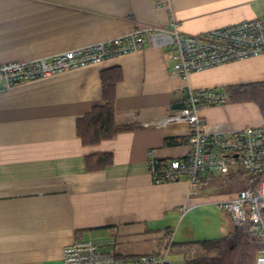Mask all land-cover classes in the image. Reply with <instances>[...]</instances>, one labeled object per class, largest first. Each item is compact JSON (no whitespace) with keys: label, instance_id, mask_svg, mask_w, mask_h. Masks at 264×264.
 Segmentation results:
<instances>
[{"label":"crops","instance_id":"obj_1","mask_svg":"<svg viewBox=\"0 0 264 264\" xmlns=\"http://www.w3.org/2000/svg\"><path fill=\"white\" fill-rule=\"evenodd\" d=\"M264 16V0H0V61L29 60L131 32L141 25L199 33L242 19ZM172 51L143 48L0 91V264H64L63 248L89 234L116 230L124 256L159 249L173 234L174 249L229 233L231 218L197 233L185 217L218 198L178 180L155 183L149 148L160 159H188L190 123L149 125L183 106L187 88L229 87L264 81V53L234 60L188 78L171 68ZM113 138L86 144L77 120L103 104L102 72L117 71ZM200 115L209 131L264 124L254 101L206 104ZM185 138L166 143V139ZM111 154L112 162L90 170L87 157ZM220 172L240 178V164ZM241 187V188H242ZM197 188V189H196ZM240 188V189H241ZM186 204L184 213L181 207ZM214 231L215 236L205 237ZM197 248L191 246L189 249Z\"/></svg>","mask_w":264,"mask_h":264},{"label":"built area","instance_id":"obj_2","mask_svg":"<svg viewBox=\"0 0 264 264\" xmlns=\"http://www.w3.org/2000/svg\"><path fill=\"white\" fill-rule=\"evenodd\" d=\"M149 43L169 47L171 68L183 78L193 72L213 68L234 60L264 53V16L246 18L204 30L188 33L179 23L170 27L141 25L131 32L90 44L61 50L29 60L0 61V91L23 80H34L78 68L113 56L139 50ZM230 98L226 87L187 88L182 107L170 110L149 125L166 126L173 122L190 123L188 159H160L154 148L147 150L148 171L155 183L178 180L185 176L191 187L204 173L223 172L237 162L256 175L254 186H245L216 205L226 210L232 222H251L264 237V124L248 125L229 131H209L200 109L206 104H221ZM237 154V156L235 155ZM188 210L184 204L182 213ZM116 230L108 235L78 238L63 248L64 264H170L174 249L173 234L159 249L139 256H124L115 247ZM185 259L210 256L213 251L186 249ZM254 264H264V247Z\"/></svg>","mask_w":264,"mask_h":264},{"label":"trees","instance_id":"obj_3","mask_svg":"<svg viewBox=\"0 0 264 264\" xmlns=\"http://www.w3.org/2000/svg\"><path fill=\"white\" fill-rule=\"evenodd\" d=\"M120 78V72H102L103 104L95 105L83 117L77 120V132L86 144L96 143L105 138L115 137L120 128L114 120L115 86ZM229 101H254L258 104L264 116V81L236 84L227 87ZM180 139H166V143L184 141ZM113 160L111 154H100L94 158L87 157L90 170L104 168ZM240 178L245 186H254L256 175L241 170ZM197 246L194 249L213 251L210 256L186 260L185 264H254L264 246V237L254 224L246 221L240 225L233 224L226 235L209 240L193 241L186 244ZM187 248V249H189ZM186 250V249H185Z\"/></svg>","mask_w":264,"mask_h":264},{"label":"rangeland","instance_id":"obj_4","mask_svg":"<svg viewBox=\"0 0 264 264\" xmlns=\"http://www.w3.org/2000/svg\"><path fill=\"white\" fill-rule=\"evenodd\" d=\"M262 16V15H261ZM231 169L234 170L233 166H227V168L224 171H227ZM205 176L207 173H204ZM203 174V175H204ZM211 175L206 176L205 180L198 185V188H201V190L207 191L210 196H212V199L218 198V196H222L228 193H232L234 191L239 190L242 187V183L239 182L237 178H234L232 182H225L224 177L221 175L218 171L210 172ZM197 189V188H196ZM202 211L197 212L194 211L192 213H189L186 217L185 214L180 217V221L184 219L183 224L185 225L188 220L191 221L195 227V231L199 234L202 232H199L200 229L205 228V226H208L209 228L211 225H214L216 227L217 222L219 219H224L228 221V213L225 209L219 207L218 205L212 204H206L203 207ZM216 234L214 231H211L208 233L205 237H211L215 236ZM174 237V236H173ZM264 247V246H263ZM186 251H176L173 249L172 253L170 254V264H185Z\"/></svg>","mask_w":264,"mask_h":264},{"label":"water","instance_id":"obj_5","mask_svg":"<svg viewBox=\"0 0 264 264\" xmlns=\"http://www.w3.org/2000/svg\"><path fill=\"white\" fill-rule=\"evenodd\" d=\"M237 156V154H235Z\"/></svg>","mask_w":264,"mask_h":264}]
</instances>
